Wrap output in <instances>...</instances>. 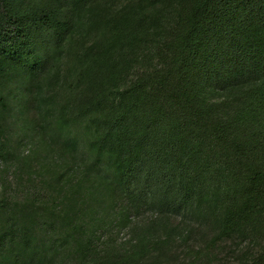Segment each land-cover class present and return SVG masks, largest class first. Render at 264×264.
<instances>
[{
  "label": "trees",
  "instance_id": "1",
  "mask_svg": "<svg viewBox=\"0 0 264 264\" xmlns=\"http://www.w3.org/2000/svg\"><path fill=\"white\" fill-rule=\"evenodd\" d=\"M39 31L45 144L83 159L59 151L50 202L0 192V264H264V0H0V159L22 167L6 91L37 83Z\"/></svg>",
  "mask_w": 264,
  "mask_h": 264
},
{
  "label": "rangeland",
  "instance_id": "2",
  "mask_svg": "<svg viewBox=\"0 0 264 264\" xmlns=\"http://www.w3.org/2000/svg\"><path fill=\"white\" fill-rule=\"evenodd\" d=\"M115 2L118 6L123 3V0H115ZM42 36L43 34L39 31L32 40L38 54L42 58L45 57L44 65L40 66L41 70L35 77L38 78L37 83H31V78L28 79V75L23 79V73L11 71L6 91L8 103L6 124L9 126L5 125V132L1 134V138L7 139L8 149L13 148L12 144L16 143L15 148L21 157L17 156L20 158L31 154L30 159H33L29 167L25 163L22 167L15 157L0 159V192L5 198L17 202L30 197V194L38 196L40 200H49L50 202L53 198L58 197L56 192L49 186L54 180L53 178L56 177L59 182H68L67 179L64 180L65 176L59 179V174H57L65 164L59 154L60 150L57 147V142L51 141L50 145L45 144L46 139L44 136H49V130L47 119L43 118L42 115L50 117L54 114L50 106L52 103L59 104L58 101L61 99L63 92H51V97L55 100L53 102L46 99L47 93L44 92V86L41 87L45 81L43 75L48 74L49 67L53 65L51 58L47 57L50 51L45 48L48 42L46 43V39ZM62 60L63 57L60 66H62ZM5 69L8 70V68ZM59 72L62 75L61 69ZM16 150L13 149L12 152L15 151L16 153ZM61 153L66 158L67 166H70L67 175L73 174V171L76 170L83 159V145L78 144L74 150H64ZM53 185H56L55 181H53ZM116 207L117 203L113 201L112 208ZM112 218L110 216L111 220ZM120 236L123 240H127L128 233H119L118 237ZM213 260L216 264L220 263L214 258ZM215 263L208 262V264Z\"/></svg>",
  "mask_w": 264,
  "mask_h": 264
}]
</instances>
